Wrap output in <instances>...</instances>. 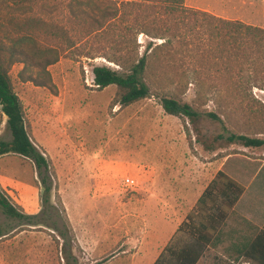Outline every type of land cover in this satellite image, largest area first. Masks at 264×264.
Returning <instances> with one entry per match:
<instances>
[{
    "label": "rangeland",
    "instance_id": "374dc122",
    "mask_svg": "<svg viewBox=\"0 0 264 264\" xmlns=\"http://www.w3.org/2000/svg\"><path fill=\"white\" fill-rule=\"evenodd\" d=\"M125 3L0 0V61L8 68L31 141L49 161L41 176L50 188L43 193L29 159L0 156V192L25 216L19 221L0 212V225L12 230L0 238V264H125L120 241L139 238L142 216L147 226L160 221L149 211L150 201L142 210L133 200L123 211V200L168 190L178 196L189 189L173 204L175 212L163 216L161 225L169 233L218 170L247 190L227 225H243L242 214L255 226L264 221V148L228 144L217 139L227 134L216 121L203 116L193 123L159 105L160 95L175 94L200 111H225L228 131L264 139V92L253 89L247 98L237 97L235 64L230 56L223 59L220 40L211 39L208 28L184 32L181 39L188 44L182 50L177 47L183 42L173 51L153 52L150 97L119 108L113 105L114 86L98 90L94 85L93 66L120 71L106 60L116 50L109 41L135 40L139 54L152 41L129 28L140 7ZM184 6L264 28V0H184ZM65 29L76 45L60 54ZM30 39L46 55L32 53ZM48 55L57 58L46 66ZM195 93L202 98L195 100ZM0 139H10L1 111ZM125 178L134 186L125 188Z\"/></svg>",
    "mask_w": 264,
    "mask_h": 264
},
{
    "label": "trees",
    "instance_id": "16d2710c",
    "mask_svg": "<svg viewBox=\"0 0 264 264\" xmlns=\"http://www.w3.org/2000/svg\"><path fill=\"white\" fill-rule=\"evenodd\" d=\"M130 5L136 3L138 15H135L129 28H136L140 33L152 41H148L142 54L138 53V45L135 40L109 41L108 45L116 50L106 56V60L116 64L120 71L107 66H93V83L98 90L108 86H114L116 92L113 105L119 108L129 106L135 102L150 97L152 82L149 81V58L154 51L170 52L175 50V44L184 43V32H191L192 27L208 28L211 39L218 42L223 59L230 56L235 64L234 76L237 86L234 92L240 99L247 98V92L253 89L264 92V28L245 24L238 20H228L206 12L194 10L184 6V0H123ZM206 30V29H205ZM67 30H62V41L59 43L57 53L64 54L76 45L71 37L67 36ZM55 34L56 36V32ZM160 41L155 44L153 41ZM32 42L31 52L45 54ZM19 43V40L16 41ZM123 44V45H122ZM188 43L178 46L177 49L187 47ZM17 45V44H16ZM230 49L232 51H228ZM50 54L51 49H46ZM182 50V49H181ZM24 56L23 53H20ZM53 54V53H52ZM84 57H91L90 53ZM51 56V55H50ZM193 56V55H192ZM57 57H49L45 65L56 61ZM23 58L21 62L31 60ZM224 63V62H223ZM226 63V61H225ZM242 86V87H241ZM249 96V95H248ZM202 96L195 93V100ZM159 105L163 111L172 116L188 119L196 123L200 117H207L220 124L227 135H218L217 139L224 140L228 144H239L244 148H264V139L251 137L244 134H236L228 131L223 120L227 117L225 111L199 110L192 104L182 102L175 94L160 95ZM216 97L210 101L217 105ZM0 111L6 118V127L10 134L8 141L0 139V156L16 154L29 159L41 176L49 168L48 159L32 143L28 134L22 105L14 92L8 68L2 66L0 61ZM264 133V132H263ZM43 193L49 191L46 179L40 177ZM244 187L227 176L221 170L216 171L211 180L200 193L190 211L180 222L174 235L163 248L153 264H196L204 247L211 241L217 227L221 226L228 216L231 208L238 201ZM0 212L9 219L23 220L25 216L9 201L8 197L0 192ZM12 230L4 229L0 225V238L9 235ZM238 256L253 264H264V223L258 229L254 238L249 239L237 250ZM111 257L113 255H110ZM107 260L104 259V262Z\"/></svg>",
    "mask_w": 264,
    "mask_h": 264
},
{
    "label": "crops",
    "instance_id": "0c3cea01",
    "mask_svg": "<svg viewBox=\"0 0 264 264\" xmlns=\"http://www.w3.org/2000/svg\"><path fill=\"white\" fill-rule=\"evenodd\" d=\"M184 186H190V184L184 183ZM187 190L186 188H184L182 190V193L178 194V196H176L177 194L174 193L173 190H168L165 193L147 194L145 196V199H141L138 196H135L134 199L130 198L126 201L123 200V211H128L132 207L131 201L133 200L140 202V204H143L141 206L142 210L147 208V201H150V203H153V205L151 207V210L149 211H155L154 216L155 218L158 217V220L160 221V223L155 226H150L149 223V226H147L145 223L146 218L142 216V218H140L141 226L137 231V233L139 234V238L136 239L134 243L130 238L120 241L119 253H121L122 255H127L125 257V264H153L168 241L174 235L176 228L178 227L180 222L184 219H181L176 224V226L168 233L167 228L161 225V222L166 221L163 216L168 214L169 212H175V207L173 206V204L176 206L177 200L186 197ZM246 191L247 190L244 187V190L238 201L231 208L228 216L221 224V226L217 227L211 241L204 247L201 256L196 264H253L252 262L242 258L241 256H238L237 250L239 249L240 245H242L249 239L254 238L258 229L262 227L264 221L260 226H255L252 225L253 222L249 217L250 215L242 214V216L247 219L243 220V225H227L228 220H233L234 218H236L233 214L234 212H236L235 209L240 204V199L242 198V195L244 193L246 194ZM251 193H253L256 197L258 196L259 190H257V188H254Z\"/></svg>",
    "mask_w": 264,
    "mask_h": 264
},
{
    "label": "built area",
    "instance_id": "2783aa9c",
    "mask_svg": "<svg viewBox=\"0 0 264 264\" xmlns=\"http://www.w3.org/2000/svg\"><path fill=\"white\" fill-rule=\"evenodd\" d=\"M123 186H124L125 188L133 187V186H134V180L129 179V178H125V179H124V182H123Z\"/></svg>",
    "mask_w": 264,
    "mask_h": 264
}]
</instances>
